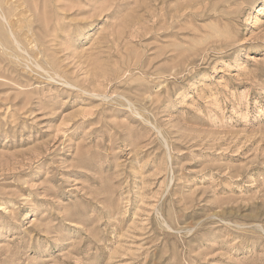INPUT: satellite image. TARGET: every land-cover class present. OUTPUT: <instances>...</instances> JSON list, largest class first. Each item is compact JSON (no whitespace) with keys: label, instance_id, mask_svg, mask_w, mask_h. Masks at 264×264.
<instances>
[{"label":"rangeland","instance_id":"374dc122","mask_svg":"<svg viewBox=\"0 0 264 264\" xmlns=\"http://www.w3.org/2000/svg\"><path fill=\"white\" fill-rule=\"evenodd\" d=\"M0 264H264V0H0Z\"/></svg>","mask_w":264,"mask_h":264},{"label":"bare ground","instance_id":"6f19581e","mask_svg":"<svg viewBox=\"0 0 264 264\" xmlns=\"http://www.w3.org/2000/svg\"><path fill=\"white\" fill-rule=\"evenodd\" d=\"M8 31V30H7ZM21 45V44H20Z\"/></svg>","mask_w":264,"mask_h":264}]
</instances>
